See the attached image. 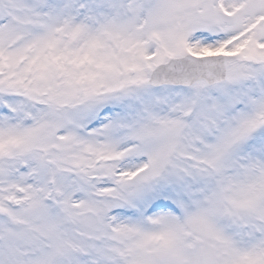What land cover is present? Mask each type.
I'll return each mask as SVG.
<instances>
[{
  "label": "snow or ice",
  "instance_id": "snow-or-ice-1",
  "mask_svg": "<svg viewBox=\"0 0 264 264\" xmlns=\"http://www.w3.org/2000/svg\"><path fill=\"white\" fill-rule=\"evenodd\" d=\"M0 264H264V0H0Z\"/></svg>",
  "mask_w": 264,
  "mask_h": 264
}]
</instances>
